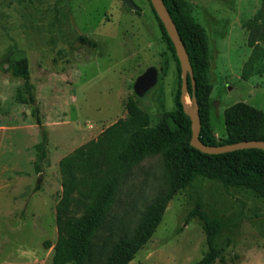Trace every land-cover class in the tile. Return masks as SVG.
I'll return each mask as SVG.
<instances>
[{
    "label": "rangeland",
    "instance_id": "1",
    "mask_svg": "<svg viewBox=\"0 0 264 264\" xmlns=\"http://www.w3.org/2000/svg\"><path fill=\"white\" fill-rule=\"evenodd\" d=\"M134 1L138 10L122 0H0V264H52L54 246L45 243L58 237L60 160L125 119L130 97L149 114L150 141L165 142L143 150L144 140L134 142L133 161L119 177L108 215L129 218L138 207L155 204L180 174L171 151L190 134L167 141V114L177 110L183 61L162 34L152 1ZM183 2L206 36L204 76L212 86L206 120L221 140L227 107L243 101L264 111V74L242 77L253 50L251 29L264 26V0ZM78 35L95 46L80 43ZM22 57L29 60L35 103L27 99L24 79L10 69ZM150 66L162 79L138 95L135 81ZM186 94L191 113L195 105ZM199 200L221 223L213 247L225 261L213 264H264V199L207 178L176 189L130 264H203L210 245L203 221L191 215Z\"/></svg>",
    "mask_w": 264,
    "mask_h": 264
},
{
    "label": "trees",
    "instance_id": "2",
    "mask_svg": "<svg viewBox=\"0 0 264 264\" xmlns=\"http://www.w3.org/2000/svg\"><path fill=\"white\" fill-rule=\"evenodd\" d=\"M163 1L190 57L193 77L188 76V92L199 104L202 123L200 141L210 146L253 139L264 141V111L243 101L225 109L227 136L216 139L206 120L207 107L212 104V86L204 76L208 67L205 33L188 15L183 0ZM152 8L162 34L179 62L174 42L153 4ZM77 40L95 46V42L86 35H78ZM248 43L253 50L243 66L244 79L264 74V26L252 27ZM166 66L165 57L163 68ZM10 69L15 76L24 79L27 99L35 103L29 80L28 58L12 61ZM161 79L159 75L158 81ZM126 108L128 114L125 119L110 125L96 141L79 147L60 160L63 190L56 204L58 237L54 243H45L47 247L54 246L52 264H130L155 232L176 189L191 185L198 178L221 181L226 188L245 187L264 199V149L251 147L224 153H206L192 146V120L186 112L180 87L177 92V110L167 114V141L186 132L190 134L185 143L171 151L172 158L180 163V174L155 204L138 207L129 218L111 217L107 213L109 202L118 190L120 175L133 161L134 142L137 139L146 142L140 150L147 149L148 145L155 147L165 142L162 138L150 141L149 114L133 97L127 100ZM34 110L36 121L40 124V109L35 106ZM45 154L43 151V156ZM202 208L199 200L191 213L203 221L210 245L201 263L213 264L218 258L224 262V256L219 257L213 247L221 223L209 218Z\"/></svg>",
    "mask_w": 264,
    "mask_h": 264
},
{
    "label": "water",
    "instance_id": "3",
    "mask_svg": "<svg viewBox=\"0 0 264 264\" xmlns=\"http://www.w3.org/2000/svg\"><path fill=\"white\" fill-rule=\"evenodd\" d=\"M124 3L127 4L128 7L138 10L139 6L134 0H122ZM152 4L154 5L156 11L159 13L172 41L174 42V45L176 47V50L179 52L180 57L183 61V80H184V86L182 88V100L185 102V95L188 91L187 86V79L190 75L193 77V69L190 62V57L187 52L185 43L179 33V30L177 26L175 25L165 3L163 0H151ZM159 78V72L157 67L150 66L148 67L145 72L137 78L135 81L134 89L135 92L138 95H143L145 92L150 90L153 86L156 85ZM195 109L190 113L187 112L192 118V136H191V145L195 148L206 152V153H224L229 151H234L238 149H244V148H251V147H258L264 149V141L263 140H244V141H238L233 143H227L222 145H206L202 143L199 139V135L201 132V117L199 113V104L195 98H192Z\"/></svg>",
    "mask_w": 264,
    "mask_h": 264
},
{
    "label": "bare ground",
    "instance_id": "4",
    "mask_svg": "<svg viewBox=\"0 0 264 264\" xmlns=\"http://www.w3.org/2000/svg\"><path fill=\"white\" fill-rule=\"evenodd\" d=\"M185 99H186V100H189V97H188V95H187V94L185 95Z\"/></svg>",
    "mask_w": 264,
    "mask_h": 264
}]
</instances>
